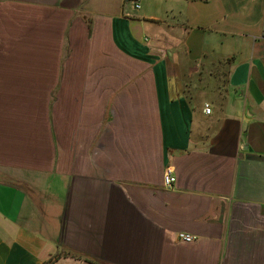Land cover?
I'll use <instances>...</instances> for the list:
<instances>
[{
    "label": "crops",
    "instance_id": "1",
    "mask_svg": "<svg viewBox=\"0 0 264 264\" xmlns=\"http://www.w3.org/2000/svg\"><path fill=\"white\" fill-rule=\"evenodd\" d=\"M134 1L0 0V264H264V0Z\"/></svg>",
    "mask_w": 264,
    "mask_h": 264
},
{
    "label": "built area",
    "instance_id": "2",
    "mask_svg": "<svg viewBox=\"0 0 264 264\" xmlns=\"http://www.w3.org/2000/svg\"><path fill=\"white\" fill-rule=\"evenodd\" d=\"M134 7L136 9L140 8V4L138 3L137 0L134 1ZM205 112L207 114L211 113V107L209 104L205 105ZM176 178L174 176L171 175L170 171H167L165 176H164V183L166 186H171V184L173 182H175ZM178 240L184 243H192L196 238L195 236L191 235V234H186V233H179L177 236Z\"/></svg>",
    "mask_w": 264,
    "mask_h": 264
}]
</instances>
